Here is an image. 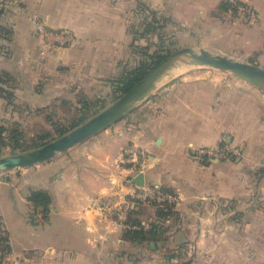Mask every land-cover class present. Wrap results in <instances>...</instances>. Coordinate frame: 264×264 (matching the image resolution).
<instances>
[{
    "label": "crops",
    "instance_id": "0c3cea01",
    "mask_svg": "<svg viewBox=\"0 0 264 264\" xmlns=\"http://www.w3.org/2000/svg\"><path fill=\"white\" fill-rule=\"evenodd\" d=\"M239 1L254 9L255 23L221 12V0H0V24L11 29L10 40L0 37L9 50L0 53V71L22 75L21 60L44 52L38 70L28 69L32 77L16 76L15 100L40 108L83 94L85 84L67 73L88 72L101 82L118 72L139 3L189 33L225 40L230 47L221 53L233 56L235 44L250 43L255 63L264 68V0ZM38 23L71 32L74 43L42 45ZM160 92L147 101L152 112L136 126L93 134L53 157L48 173L46 165L25 167L23 195L13 188L0 194L11 249L0 264H264V94L235 77L200 69ZM7 111L13 114L0 96V117ZM223 138L240 143L242 157L203 161L193 150ZM31 168L36 175L44 168L46 177L31 178ZM140 171L143 185L132 181ZM151 186L164 189L169 199L149 203L131 193ZM29 188L51 196L39 223L50 234L39 242L17 240L12 229L17 224L29 230L25 211L21 223L13 222V208H27ZM152 224L160 227L154 236L124 237L126 229Z\"/></svg>",
    "mask_w": 264,
    "mask_h": 264
},
{
    "label": "rangeland",
    "instance_id": "374dc122",
    "mask_svg": "<svg viewBox=\"0 0 264 264\" xmlns=\"http://www.w3.org/2000/svg\"><path fill=\"white\" fill-rule=\"evenodd\" d=\"M227 12H229V14L232 16H241L242 18L247 19L245 15H240L234 9H232V11L228 10ZM248 22L255 23V22H251L250 20H248ZM162 34H163V37L160 39H158V37L156 36L141 37V38L137 37L136 39L132 38L130 45L126 46L127 54L125 56V60L124 58L122 60V63L124 61L125 64L123 65L119 64V68L121 69H119L118 72L116 71L113 75L112 74L108 75L107 76L108 78L101 77V82H95V80L93 81L91 77L92 76L91 73H88V72L78 73L77 76L73 75L74 72H71V71L70 73H67L69 77L71 76L72 78H75V77L78 78V80L82 82V85L85 84V86L83 87L84 91H82L83 94L69 95V97L65 101H62V102L57 101L55 103H51L46 108H42V109L30 108L27 104L15 100L12 106L14 109L13 114L11 116H8L9 111H7L6 116L0 117V128L2 127V130H3L2 134H5V131L8 128L10 129L12 126L18 127L21 130L22 135H23L20 138L21 140L20 143L22 145L16 149H12L6 143H2L0 144V156H7V155L33 149L35 147H33L32 140L36 138L38 134H43L49 131L48 136H46L40 141V144L42 145L48 140L58 137L59 132L61 130L70 128L73 125H75L76 117L78 116L77 107H79L80 105V103L79 104L77 103V100L80 98L87 100L89 103V108L86 112L88 115V118L94 115L95 113H97L98 111L102 110L104 107L109 105L111 102H113L122 93L114 91L112 83L116 82L117 79L119 78V75L121 74L123 66L126 65L127 67H131L141 58V55L139 54L140 47H144L145 45H148L149 51H154L156 48H162L164 53L167 52V54L178 48L184 47V46H193L195 48H198L201 46L202 47L209 46V49L211 51L219 52V53H221L220 50L226 51L228 49L227 47H230L228 46L229 43L227 44V42L221 38H204L203 36L198 35L196 33H189L187 32L186 28L183 29L181 25L175 22H172V21H169L166 23V25L162 29ZM74 41H75V38H73L72 40L66 41L62 44L58 43L57 41H52L49 43L44 42V44L42 45L65 47L67 45L74 43ZM235 45L236 46H233L232 48L234 51H232L231 53L233 57L239 60L245 61V62L258 64V63H255V62H258V59H257L258 55L256 54L255 50H252L250 43L247 42L245 45H241L237 43ZM43 53L44 52H42L40 57H36V56L34 57L35 54L28 53V56H25L24 59H22L20 62V67L23 68L21 69L22 72L20 73L22 75H19V74L16 75V73L8 72V74L10 75V82L14 83L16 76L18 77L23 76V73H26L24 74L25 77H27L28 75L32 77L34 72L29 71L28 69H32L34 71L38 70L36 69V67H38L41 64V62L39 63V59L43 57L44 55ZM222 54H225V53H222ZM24 68L27 70H24ZM199 69L203 71H207V70L218 71L221 75L223 76L226 75V77L229 79H232L233 77H235L228 72H223L218 69H215L212 67H206V66L183 65L179 68H175L170 75L166 76L165 78H163L161 81L157 83L156 88L153 90V92L149 96H147L145 99L140 101L132 111L128 112L121 119L111 124L107 128L119 127L122 129L124 127L127 128L128 126H131V125L136 126L138 122H140L145 117V115H149V113L152 112V109H150V107L146 105L147 101H150L154 99V97L159 95V93H161L160 91L162 90V88L165 85L170 84V82L173 79L184 77L190 71H195ZM191 74L194 75L193 72H191ZM235 78L239 79L237 77ZM251 86L255 87L253 85ZM261 93L264 94L263 91H261ZM84 140L72 145L71 147H74V146L77 147L76 145L80 146L81 145L80 143H82ZM223 142L231 144V142L226 141L225 139ZM235 145L239 146L240 143H235ZM63 153L65 152L64 151L58 152L53 157H60V155H64ZM242 155H243V151L241 155L238 157V159L242 157ZM52 158L36 163V164H33V165H29V166L15 167V168H10L6 170H1L0 171V194L6 195V192L9 193L11 191L10 189L13 188V189H16V191L18 190L20 192L19 195L22 196L23 191L26 188V185L24 183L25 181L23 180V177H22L23 175L24 177L27 176L26 172H23L26 169L25 167H44L43 165H46L47 167L46 173H48V171L49 172L52 171V169L50 170V168L54 165V164L49 165L50 163L49 161H53ZM40 171H41L40 175H36V174H33L35 173V169L31 168L29 170V173L32 174L31 178L38 177L40 179H44L46 177L44 168H41ZM27 178L28 176L25 177L24 179L26 180ZM7 183L11 186L9 188L8 187L4 188V186ZM32 189H39V188H29V190L26 193V198H25L26 200H27V196L29 192ZM26 205H27L26 210L19 204L18 206H15L13 208L15 212L13 214L14 223H17L18 220L21 223L23 219L24 211H25V220L29 222V230H27L25 233L22 231V227H21L22 225H18V226L17 224L12 225V229H13V232L15 233L17 240H23V238H26L27 240L29 239L31 242H39L40 239H47L48 234H50V232L45 226L40 225L45 220V218H43L42 216L41 210L39 208H34L32 204H30L29 201L27 202ZM7 245L9 249H7ZM10 251L11 249H10L9 232L5 226L4 220L0 216V257L4 258V257L9 256ZM5 259H6V262L12 261V259H7V258Z\"/></svg>",
    "mask_w": 264,
    "mask_h": 264
},
{
    "label": "water",
    "instance_id": "95a60500",
    "mask_svg": "<svg viewBox=\"0 0 264 264\" xmlns=\"http://www.w3.org/2000/svg\"><path fill=\"white\" fill-rule=\"evenodd\" d=\"M1 10L0 8V12ZM183 65L206 66L228 72L264 92V68L259 65L214 52L202 46L198 48L184 46L167 54L127 91L79 125L33 149L0 156V171L48 160L58 152H63L72 145L107 128L149 96L159 81L170 75L175 68ZM132 181L137 185H143V173L138 172Z\"/></svg>",
    "mask_w": 264,
    "mask_h": 264
},
{
    "label": "trees",
    "instance_id": "16d2710c",
    "mask_svg": "<svg viewBox=\"0 0 264 264\" xmlns=\"http://www.w3.org/2000/svg\"><path fill=\"white\" fill-rule=\"evenodd\" d=\"M229 3L226 0H221L218 5V8L221 12H227L229 10ZM135 18L129 24V28L132 34V38L136 39L137 37H151L156 36L158 39L163 37L162 29L166 25L167 22L171 21L169 17L159 15L156 11L149 9L146 5L139 3L137 8L134 9ZM11 29L3 24H0V37L3 40H10L11 39ZM0 49H4V55L8 54V46L2 41L0 42ZM139 54L141 58L131 67H127L126 65L123 66V70L119 75V78L116 82L112 83L113 89L116 92L123 93L127 91L134 83H136L140 78H142L147 71L159 62L162 58L167 55V52L164 53L162 48H156L154 51H149L148 45L144 47H140ZM169 54V53H168ZM143 56V57H142ZM14 87L15 84L10 82V75L8 72L0 71V96L3 97L6 101L7 109H13V103L15 102L14 97ZM79 107H77L78 116L76 117V124L70 128L63 129L59 132L60 134L65 133L69 129L79 125L83 121L88 118L87 110L89 108V103L87 100L82 98L77 100ZM46 107H40L37 109H42ZM3 130L2 127L0 128V144L6 143L12 149H16L20 147L22 144L20 143L22 132L18 127L12 126L10 129L8 128L5 131V134H2ZM49 131L38 134L36 138L32 141L33 147L40 146V141L48 136ZM231 159H238V157L231 156L227 157ZM160 189H162L160 187ZM164 190V189H162ZM27 200L32 204L34 208H39L41 210L43 218L46 217L47 212L49 210V204L51 202V196L49 192L45 189H32L28 196ZM157 214L159 215H166V212L162 209H157ZM238 215L235 216V218ZM160 227L156 224H152L149 229H136L130 228L124 231V237L135 240V239H144L149 236H154V234L158 231ZM7 249L8 245H7ZM181 264H188L187 261L181 262Z\"/></svg>",
    "mask_w": 264,
    "mask_h": 264
},
{
    "label": "built area",
    "instance_id": "2783aa9c",
    "mask_svg": "<svg viewBox=\"0 0 264 264\" xmlns=\"http://www.w3.org/2000/svg\"><path fill=\"white\" fill-rule=\"evenodd\" d=\"M227 1L230 6L229 11H232V9H234L240 15H245L247 19L251 22L257 21L258 16L253 8L241 3L239 0ZM12 2L14 4H18L19 0H12ZM37 29L40 32L42 39L45 40L44 42L47 43L57 41L58 43L62 44L74 38L72 33L69 31L47 29L41 23L37 24ZM4 52V49H0L1 54H4ZM223 141L224 139H222L219 144L213 147L198 146L194 147L193 150L195 151L197 157L203 161L210 160L213 158L223 159L231 156L239 157L241 155L242 150L238 145L228 144ZM127 160L129 159H125V161ZM131 193H133L132 195L134 197L143 201H160L162 199H169L170 197L169 193L163 191L162 189H160V187L157 186H151L146 188L138 187L134 189Z\"/></svg>",
    "mask_w": 264,
    "mask_h": 264
}]
</instances>
